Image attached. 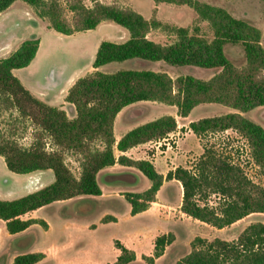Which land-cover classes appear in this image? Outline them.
Wrapping results in <instances>:
<instances>
[{
	"label": "trees",
	"instance_id": "16d2710c",
	"mask_svg": "<svg viewBox=\"0 0 264 264\" xmlns=\"http://www.w3.org/2000/svg\"><path fill=\"white\" fill-rule=\"evenodd\" d=\"M13 1L0 0V12ZM21 1L33 7L37 16L47 20L48 27L60 34L93 29L99 22L109 20L125 28L128 37L99 42L92 61L94 70L77 77L65 94L64 100L75 108L72 117L63 108L35 96L13 73V69L27 66L35 56L38 38H26L8 55L0 57V111H15V120L31 134L30 143L24 146L15 137L0 132V156L14 173L51 169L54 175L50 183L23 196L0 198V219L9 234L34 223L47 230L45 219L25 217L45 204L78 195H100L97 172L115 163L134 167L149 180L144 190L120 193L129 203L130 215L148 209L163 181L171 179L181 186L179 211L200 225L223 229L250 213H264V183L250 179L223 148L216 146V141H205L234 130L246 139L251 156L264 175V128L243 114L264 105V48L258 27L223 7L199 0L153 1L192 7L199 19L208 22L210 39L200 32L198 24L171 25L155 17L146 18L132 8L97 0H92L90 6L84 0ZM63 4L70 17L65 14ZM151 28L171 32L174 41L160 43L149 39L146 35ZM227 44L241 45L244 66L237 67L230 61L224 50ZM133 58L219 70L202 79L191 74L172 78L165 71L145 68H119L111 72L99 69L109 62ZM141 100L175 105L177 115L182 117L199 103H221L235 111L190 121L188 128L198 137L202 151L192 165H177L163 175L148 159L115 153L116 149L123 152L162 138L177 127L173 115L163 114L129 129L115 143L116 114L122 107ZM66 156L77 161L78 175L65 162ZM108 221L116 218L110 214L101 218V222ZM174 239L171 231L156 234L152 250L140 258L146 264H155ZM114 246L115 260L106 264H128L137 258L135 251L122 241L115 240ZM45 256L44 250L21 252L14 255L11 264H34ZM174 264H264V223L247 224L231 240L197 235L190 242L189 252Z\"/></svg>",
	"mask_w": 264,
	"mask_h": 264
},
{
	"label": "rangeland",
	"instance_id": "374dc122",
	"mask_svg": "<svg viewBox=\"0 0 264 264\" xmlns=\"http://www.w3.org/2000/svg\"><path fill=\"white\" fill-rule=\"evenodd\" d=\"M97 1L122 8H132L146 18L155 17L171 25L192 27L194 24H198L200 32L205 37L208 39L212 37L208 22L199 19L194 9L186 4L155 3L153 0ZM199 1L223 7L233 16L243 18L258 27L261 31L260 42L264 48V4L261 0ZM84 3L90 6L92 0H84ZM63 7L65 14L70 17L71 14L66 11V6ZM42 23L48 27L47 20L39 18L35 9L21 0H15L0 14V32L3 33L0 35V46L6 45L5 48H0V55L6 54L8 50H14L26 38L42 37L38 61L34 62L30 68L19 69L16 72L25 84L33 86L32 88L37 87V90L47 83L46 78L48 77L52 78L55 83L53 85H56L59 79L63 81L66 78H77L93 71V57L101 40L122 41L128 37V31L125 28L109 20L99 22L93 29L79 31L71 35L59 34L51 28L44 30ZM146 36L160 43H170L175 39L174 34L161 28H151ZM224 50L235 66H244L246 61L241 45L227 44ZM119 68L165 71L172 78L191 74L202 79L210 78L219 70L218 68L190 65L174 66L161 60L150 61L135 58L106 63L100 70L111 72ZM126 107L121 112L123 117H126L130 111H139L133 116L136 119H133L132 122L127 116V125L130 127L163 114H176L175 105L152 100L133 102ZM232 111L235 109L221 103H199L191 109L188 117L194 120L203 116ZM243 114L264 128V105ZM15 115V111H0V132L15 137L19 143L26 146L31 141L30 130L15 120ZM185 121L178 117L179 125ZM219 135L216 138L208 137L205 141H216V146L223 148L234 162L240 164L250 179L263 184L264 175L260 173L259 166L253 165L246 158L250 147L246 139L230 129ZM177 143L169 145L171 148L163 146L165 147L164 151L168 150L165 154L160 151L161 148L154 150V147L150 145L144 148L150 154L154 152L152 157L140 150L136 151L135 156L143 155L152 159L151 162L155 163L154 166L159 171L165 170L170 163L182 166L192 165L201 153L195 134L189 132L182 138L179 144V151H181L174 156L171 152L177 150ZM169 155L172 156V159L169 158ZM65 162L72 172L78 175L77 161L66 156ZM133 170L136 178L133 183L110 182L114 180L112 177L99 174L98 183L103 189V193L100 195H78L70 199L56 200L45 204L37 211L35 217L45 218L50 224L49 230H45L40 224L35 223L24 231L9 234L4 222L0 219V264H11L16 253L36 249H46L47 255L34 264H104L115 259V240L127 244L137 254V258L128 264H146L140 255L150 253L153 237L163 231L173 232L175 239L156 261L157 264H173L177 258L189 252L190 242L197 235L208 239L220 237L231 240L240 233L245 222H264L263 212H253L246 220H241L221 230L208 225H200L198 221L179 211L180 187L174 179L165 181L160 187L158 191L159 204L152 203L147 210L130 215L129 203L119 193L141 191L149 185L148 178L142 172L136 168ZM49 172L52 173L51 170ZM120 175L124 174L120 173ZM27 185H29L28 175L8 170L0 156V198L12 199L23 196ZM162 203L163 205H161ZM108 214L114 215L117 220L101 222V218Z\"/></svg>",
	"mask_w": 264,
	"mask_h": 264
},
{
	"label": "crops",
	"instance_id": "0c3cea01",
	"mask_svg": "<svg viewBox=\"0 0 264 264\" xmlns=\"http://www.w3.org/2000/svg\"><path fill=\"white\" fill-rule=\"evenodd\" d=\"M14 2V1H13ZM13 2L11 3V5L13 4ZM25 3V2H24ZM26 4V3H25ZM5 11V10H4ZM3 12V11H2ZM2 12H0V14L2 13ZM41 22V21H40ZM43 22V21H42ZM42 28H44V30L46 29H49V27H47V25H45L44 23H42ZM58 33V32H57ZM1 34H3V33H1L0 32V35ZM60 34V33H59ZM39 46H38V49H37V51H36V53H35V56L32 58V60L29 62V64L27 65V66H24V67H21V68H15V69H13V73L15 74V75H17L16 74V72L17 71H19V69H23V68H30L31 66H33V64H34V62H37L38 61V58H40V52H41V47H42V37L41 36H39ZM98 46V45H97ZM6 47V45H3V46H0V48H5ZM97 49V48H96ZM11 51H13V50H8L7 52H6V54H3V55H0V57H3V56H6V55H8ZM96 52V51H95ZM94 58V57H93ZM103 66V65H102ZM102 66H100L99 67V69H101L102 68ZM47 76V75H46ZM17 77L22 81V79L17 75ZM47 79V83H45V84H43L42 85V87L40 86L39 87V89L37 90V87H34V88H32L31 86H28L27 84H25L23 81V84L35 95V96H37L38 98H40V99H42L43 101H45V102H47V103H49V104H52V105H55V106H59V107H61V108H63L64 110H65V112L67 113V115L69 116V117H72V116H74L75 115V108L73 107V105L72 104H70V103H68V102H66L65 100H64V97H65V94H66V92H67V89L69 88V86L73 83V81L76 79V78H73V77H71V78H66L65 80H63V81H60V79L58 80V83H56V85H53V84H55L54 83V80H52V78H46ZM127 106V105H126ZM126 106H124V107H122L120 110H119V112L116 114V116H115V119H114V122H113V134H114V137H115V143H116V141L126 132V131H128L129 129H131V128H133L132 126L130 127V126H128L127 125V122H128V118L130 119V122H132L133 121V119H136V118H134L133 116L135 115V114H137V113H139V111H137V112H133V111H130L127 115H126V117H123L122 116V114H121V112L125 109V108H127ZM171 115V114H170ZM174 117H175V119H176V122H177V127H176V129H178V128H181V129H183L184 131H185V134H184V136L186 135V134H188L189 132H191V133H193L189 128H188V124H189V122L190 121H192L193 119H191V118H189L188 117V115L187 116H185V117H182V116H178L177 115V113L176 114H172ZM127 116H128V118H127ZM133 117V118H132ZM178 117H180V118H182V119H185L186 121L184 122V123H181L180 125H179V122H178ZM195 120V119H194ZM146 122V121H145ZM139 124H141V123H143V122H138ZM129 125H135V124H129ZM138 125V124H137ZM136 126V125H135ZM227 131V130H226ZM194 134V133H193ZM184 136L182 137V138H184ZM196 136V135H195ZM182 138H181V140H182ZM196 139L198 140V143H199V145H200V150H199V152H201L202 151V146H201V144H200V141H199V139H198V137L196 136ZM181 140L180 141H178V143H177V146H176V151H172L171 152V154H173L174 156L177 154V153H180V151H179V149H180V146H179V144H180V142H181ZM147 146H150V141L149 142H144V143H140V144H137V145H135V146H132V147H130V148H128L126 151H123V152H120V151H118L117 149L115 150V153H116V155H118V154H120V153H122V154H124V155H126V156H128V157H131V158H134V159H148V160H150V161H152V159H150V158H146L147 156H150V157H152L153 155H154V152L153 153H149V152H147L146 150L147 149H145V148H147ZM145 147V148H144ZM142 148H144L143 150H141ZM138 150H140V151H142L143 153H147V156H135V153H137L136 151H138ZM167 151L168 150H165V151H163L164 152V154L165 153H167ZM184 153V152H183ZM155 154H156V152H155ZM3 158V157H2ZM169 158H171L172 159V156L171 155H169ZM154 165H155V163H153ZM175 166H177V164H169L167 167H166V169L165 170H163V171H159V170H157L158 172H160V173H162L163 175L169 170V169H173ZM133 168L134 167H131V166H124V165H120V164H118V163H115V164H113V165H111V166H107V167H104V168H102V169H100L98 172H97V182H98V176H99V174H105V175H108V176H110V177H112L113 179H114V177L115 176H117V175H120V173H123V174H127V175H129L130 173H132L131 174V176H134L133 178V181H119V180H113V181H110V182H116V183H120V182H122V183H133L135 180H136V178H135V175L133 174L134 173V170H133ZM155 168H156V166H155ZM157 169V168H156ZM49 170H51V169H45V170H37V171H33V172H30V173H26L27 175H28V177H29V185H27V187H26V190L23 192V195H25V194H27V193H29V192H31V191H34V190H36V189H38V188H40V187H42V186H44V185H46V184H48V183H50L53 179H54V175H53V172L52 173H50L49 172ZM52 171V170H51ZM128 172H130V173H128ZM175 180V179H174ZM165 182V180L163 181V183ZM178 184H179V187H180V197H179V201H181V194H182V190H181V186H180V183L178 182V181H176ZM163 183H162V185H163ZM99 184V183H98ZM161 185V186H162ZM100 186V185H99ZM149 186V185H148ZM100 188H101V193H103V189H102V187L100 186ZM147 188V187H146ZM160 189V188H159ZM144 190V189H143ZM159 191V190H158ZM158 191H157V194H156V198H155V201L154 202H152V203H156V204H159L158 203ZM119 195H121L120 193H119ZM73 198V197H72ZM70 199V198H69ZM161 205H163V203L161 204ZM165 205V204H164ZM43 207V206H42ZM42 207H40V208H38V209H36V210H33L32 212H30V213H27V214H25V217H33V218H42V219H45V218H43V217H35V215H36V213H37V211H39ZM150 207V206H149ZM147 210V209H146ZM111 215V214H110ZM251 215V213L250 214H248V215H246L245 217H243V218H241V219H239V220H237V221H235L234 223H236V222H239V221H241V220H246V218H248L249 216ZM112 216H114V215H112ZM115 217V216H114ZM116 218V217H115ZM46 220V219H45ZM116 220H117V218H116ZM47 221V220H46ZM252 221H248V222H245V224H244V226H243V228L247 225V224H249V223H251ZM253 222H256V221H253ZM259 222H263V221H259ZM47 223H48V225H49V228H50V224H49V222L47 221ZM233 223V224H234ZM264 223V222H263ZM35 224V223H34ZM32 225V224H31ZM30 225V226H31ZM232 225V224H231ZM230 225V226H231ZM29 226V227H30ZM230 226H228V227H230ZM28 227V228H29ZM227 227V228H228ZM28 228H26V229H28ZM43 228V227H42ZM49 228L47 229V230H49ZM242 228V229H243ZM25 229V230H26ZM44 229V228H43ZM218 230H221V229H218ZM24 231V230H23ZM125 244V243H124ZM126 246H127V244H125ZM36 250H44V251H46V255H47V250L46 249H36ZM33 251H35V250H33ZM17 254V253H16ZM116 254H117V249H116V252H115V257H116ZM14 257V256H13ZM46 257V256H45ZM115 260V259H114ZM156 260H158V258L156 259ZM155 260V264H157V261ZM176 261V260H175ZM113 262V261H112ZM108 263H110V262H108ZM82 264H86V263H82ZM104 264H106V263H104ZM174 264V263H173Z\"/></svg>",
	"mask_w": 264,
	"mask_h": 264
},
{
	"label": "built area",
	"instance_id": "2783aa9c",
	"mask_svg": "<svg viewBox=\"0 0 264 264\" xmlns=\"http://www.w3.org/2000/svg\"><path fill=\"white\" fill-rule=\"evenodd\" d=\"M185 134V131L181 128H178V129H175L174 131L168 133L167 135H165L164 137L162 138H159L157 140H153V141H150V145L152 147H154V150H158L160 149V151H164L165 147L163 146H167L166 148H171L169 145L171 144H176L177 141L180 139L181 136H184ZM220 134V133H219ZM218 134V135H219ZM216 135V136H218ZM220 136V135H219ZM250 148V147H249ZM248 148V152L246 153V158L248 160H250L252 162L253 165H256L258 166L255 162H254V159L252 158L251 156V149ZM240 165V164H239ZM240 167H242L240 165ZM243 169V167H242ZM212 198H214V195H212Z\"/></svg>",
	"mask_w": 264,
	"mask_h": 264
},
{
	"label": "water",
	"instance_id": "95a60500",
	"mask_svg": "<svg viewBox=\"0 0 264 264\" xmlns=\"http://www.w3.org/2000/svg\"><path fill=\"white\" fill-rule=\"evenodd\" d=\"M114 179L119 181H133L134 178L131 175L124 174V175H117L114 177Z\"/></svg>",
	"mask_w": 264,
	"mask_h": 264
}]
</instances>
